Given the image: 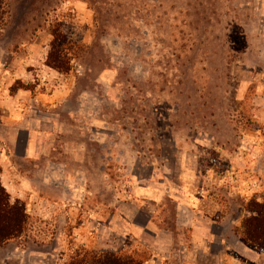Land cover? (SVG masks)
I'll list each match as a JSON object with an SVG mask.
<instances>
[{"label": "rangeland", "instance_id": "obj_1", "mask_svg": "<svg viewBox=\"0 0 264 264\" xmlns=\"http://www.w3.org/2000/svg\"><path fill=\"white\" fill-rule=\"evenodd\" d=\"M6 3L0 182L29 219L0 264H264L245 225L264 203V0ZM57 26L83 47L68 73L46 62Z\"/></svg>", "mask_w": 264, "mask_h": 264}, {"label": "trees", "instance_id": "obj_2", "mask_svg": "<svg viewBox=\"0 0 264 264\" xmlns=\"http://www.w3.org/2000/svg\"><path fill=\"white\" fill-rule=\"evenodd\" d=\"M155 8L153 16L157 18ZM7 13L6 0H0V34L6 26ZM155 24H158V21ZM51 35L52 42L46 61L47 65L62 73H68L71 71L72 60L76 58L83 47L75 39L63 33L58 26L52 28ZM250 206L252 215L245 220L246 240L256 249L264 252V203L252 200ZM28 219L25 203L19 199L13 200L0 182V247L21 235L28 224ZM69 264L144 263L135 255H121L105 251L100 254H79L72 258Z\"/></svg>", "mask_w": 264, "mask_h": 264}, {"label": "crops", "instance_id": "obj_3", "mask_svg": "<svg viewBox=\"0 0 264 264\" xmlns=\"http://www.w3.org/2000/svg\"><path fill=\"white\" fill-rule=\"evenodd\" d=\"M181 211V209L178 211L179 212V214L181 213L180 212ZM195 233V232H194ZM15 254H16V252H15ZM24 254H25V256H24ZM23 254V257H24V259L23 258H21L22 256H20V264H41V262L38 260V259H35V258H33V257H29L28 258V254H27V252L26 253H24ZM9 257V256H8Z\"/></svg>", "mask_w": 264, "mask_h": 264}]
</instances>
